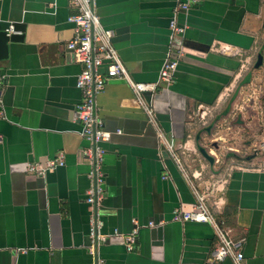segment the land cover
I'll return each instance as SVG.
<instances>
[{"label": "crops", "instance_id": "obj_1", "mask_svg": "<svg viewBox=\"0 0 264 264\" xmlns=\"http://www.w3.org/2000/svg\"><path fill=\"white\" fill-rule=\"evenodd\" d=\"M96 13L115 31L134 82L158 83L164 64L178 59L174 83L146 99L182 164L163 149L129 85L109 83L97 99L113 133L103 145L99 256L106 264H233L211 259L219 244L211 225L174 220L192 211L197 188L243 241L246 264H264V64L255 69L264 56V0H96ZM76 14L70 0H0V27L24 25L6 31L20 39L0 43V264H93L91 142L76 114L82 66L65 46ZM174 21L183 35L171 30ZM54 159L65 165L44 177L28 170Z\"/></svg>", "mask_w": 264, "mask_h": 264}, {"label": "built area", "instance_id": "obj_2", "mask_svg": "<svg viewBox=\"0 0 264 264\" xmlns=\"http://www.w3.org/2000/svg\"><path fill=\"white\" fill-rule=\"evenodd\" d=\"M71 6L77 14L69 18L75 26L74 37L66 43L67 50L74 60L82 66L81 74L77 80V88L81 92L82 100L77 106L76 114L82 124L81 135L91 142L85 155L90 165L88 178L91 187L87 192L86 202L93 214L90 252L93 264H106L97 252V245L104 239L100 231L99 216L105 199V149L104 144L110 142L113 133L104 128V123L98 115V97L105 91L107 85L113 81H123L131 88L134 100L148 117L149 123L156 129L160 143L172 155L180 168L181 161L175 153L174 142L170 140L160 126L153 103L148 102L146 95L155 96L162 85L170 86L174 83L178 68V59H169L160 73L158 83L134 82L124 67L120 55L114 45L115 31L106 29L96 13V0H70ZM180 7L188 9L189 1L181 3ZM171 30L175 35H183L185 29L178 27L176 22L171 23ZM13 31V27L10 28ZM180 57V55H179ZM2 80L0 79V96L2 94ZM118 131L117 134H120ZM60 159L48 160L45 164L36 163L28 167L30 173L44 177L57 167L64 166ZM196 204L192 211H179L175 213L174 220L187 223H206L211 225L217 235L219 244L212 250L211 259L221 263L231 259L233 264H246L242 250L243 241H235L230 231L225 229L215 217L210 206V194L194 188ZM97 217V220H96ZM138 231L126 238L131 249L136 242ZM99 241V242H98Z\"/></svg>", "mask_w": 264, "mask_h": 264}, {"label": "water", "instance_id": "obj_3", "mask_svg": "<svg viewBox=\"0 0 264 264\" xmlns=\"http://www.w3.org/2000/svg\"><path fill=\"white\" fill-rule=\"evenodd\" d=\"M12 26L16 32L24 31V25H22V24H18V23L14 24V25H11L9 23L1 24L0 30H1V32H4L3 35L0 36L1 46L6 47V44H8L9 41H15V39H20V38H16L15 36H11L9 38L7 37L6 31L10 30V28ZM263 64H264V56L262 54H259L258 59H257V63L255 65V69L261 68L263 66ZM208 131H209V129H208ZM199 151L202 154V156L207 161L210 162V164H212V165L214 164V162H215L214 158L211 157L204 148L199 147Z\"/></svg>", "mask_w": 264, "mask_h": 264}, {"label": "rangeland", "instance_id": "obj_4", "mask_svg": "<svg viewBox=\"0 0 264 264\" xmlns=\"http://www.w3.org/2000/svg\"><path fill=\"white\" fill-rule=\"evenodd\" d=\"M258 145H259V143H258ZM258 147H261V146H258ZM223 155H226V150L223 151V153L221 152V153L218 154V157L221 159V162L219 163L218 169L221 167L222 173L223 172L225 173V172H227L226 170L229 168L230 164L229 165H225L224 160H222Z\"/></svg>", "mask_w": 264, "mask_h": 264}]
</instances>
